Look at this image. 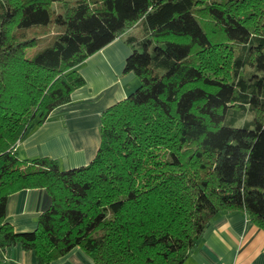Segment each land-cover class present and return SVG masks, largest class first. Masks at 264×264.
<instances>
[{
	"label": "trees",
	"instance_id": "1",
	"mask_svg": "<svg viewBox=\"0 0 264 264\" xmlns=\"http://www.w3.org/2000/svg\"><path fill=\"white\" fill-rule=\"evenodd\" d=\"M119 37L140 85L102 114L88 164L22 159L18 142L86 84L79 66ZM46 41L43 48L30 50ZM45 188L38 228L11 194ZM264 229V0H0V247L49 264H184L219 215Z\"/></svg>",
	"mask_w": 264,
	"mask_h": 264
},
{
	"label": "crops",
	"instance_id": "2",
	"mask_svg": "<svg viewBox=\"0 0 264 264\" xmlns=\"http://www.w3.org/2000/svg\"><path fill=\"white\" fill-rule=\"evenodd\" d=\"M130 47L119 37L79 66L86 84L76 89L72 101L58 107L51 118L18 143L22 159L51 157L64 169L88 165L101 144L102 114L124 100L139 85L134 72H125ZM52 205L45 188L11 194L7 220L18 232L34 231L39 217ZM0 264H38L31 250L19 247L7 254L0 247ZM49 264H93L82 247ZM184 264H264V229L244 211L217 216Z\"/></svg>",
	"mask_w": 264,
	"mask_h": 264
},
{
	"label": "rangeland",
	"instance_id": "3",
	"mask_svg": "<svg viewBox=\"0 0 264 264\" xmlns=\"http://www.w3.org/2000/svg\"><path fill=\"white\" fill-rule=\"evenodd\" d=\"M45 44H46V41H41L40 44H39L38 46H36L35 48H32V49L30 50V54L33 55V54L35 53V51H37V50L43 48V47L45 46ZM139 85H140V82H139ZM139 85H138L137 87H139ZM137 87L134 88L133 91H135V90L137 89ZM18 143H19V142H18Z\"/></svg>",
	"mask_w": 264,
	"mask_h": 264
}]
</instances>
